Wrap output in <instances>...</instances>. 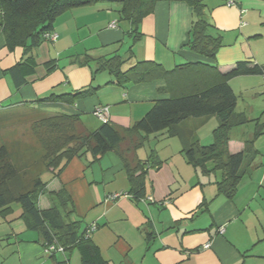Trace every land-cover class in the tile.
I'll return each instance as SVG.
<instances>
[{
	"label": "crops",
	"instance_id": "crops-1",
	"mask_svg": "<svg viewBox=\"0 0 264 264\" xmlns=\"http://www.w3.org/2000/svg\"><path fill=\"white\" fill-rule=\"evenodd\" d=\"M203 2L211 24L208 32L222 42L214 59L190 48L194 14L187 2L159 1L142 20V36L134 41L130 21H121L114 10L119 6L101 1L70 9L57 18L56 41L34 49L36 73L20 88L6 70L23 58V49H8L0 17V111L18 106L51 109L53 114L78 115L87 129L95 130L102 122L94 111L105 106L110 122L127 128L143 118L157 100L170 96L165 90L167 82L157 77L121 85L113 82L116 78L108 70L94 72L95 59L118 53L130 58L125 69L138 61L156 62L164 70L201 61L217 65L222 73L244 61L264 66V0H238L231 6L225 0ZM115 21L117 26L111 27ZM86 56L94 60L81 64ZM263 82V74H243L229 81L238 104L239 96L250 100L237 112L252 120L231 130L229 151L243 150L245 141L262 130L255 139L260 151L258 166L244 177L234 199L217 192L221 171L206 175L190 165L182 153L181 139L166 131L151 135L136 152L138 158L146 160L155 150L163 161L146 176V194L153 202L110 197L113 193L127 194L131 187L117 151L93 163L89 154L75 157L59 177L48 180V191L68 190L74 200L71 216L83 227L97 226L91 237L112 264H264V97L259 96L264 94ZM87 87L97 90L71 98L72 102L42 101L52 94L71 96ZM255 99L257 103L251 101ZM217 126V118L210 117L198 128V141L212 143ZM52 204L47 193L40 197L41 207ZM21 212L19 205L0 212V264H81L78 250L52 257L41 235L28 228ZM207 244L210 246L205 248Z\"/></svg>",
	"mask_w": 264,
	"mask_h": 264
},
{
	"label": "trees",
	"instance_id": "trees-1",
	"mask_svg": "<svg viewBox=\"0 0 264 264\" xmlns=\"http://www.w3.org/2000/svg\"><path fill=\"white\" fill-rule=\"evenodd\" d=\"M101 1L118 4L120 20L130 21V35L137 41L142 36L139 31L142 20L153 12L159 1L171 0H0L1 25L6 34L7 47L11 51L17 47L23 49V58L6 70L16 88L28 84L36 73L38 62L33 51L45 42H54L50 35L56 33L57 18L70 9ZM178 1L187 2L193 10L191 50L214 59L222 42L220 37L208 32L211 24L206 17L203 0ZM113 23L116 27V21ZM91 60L94 59L86 56L81 64H90ZM129 60L118 53L95 59L97 68L94 72L108 70L116 78L113 82L121 85L162 77L167 82L165 90L170 93L168 98L157 100L145 116L131 127L121 128L109 120L101 121L99 128L89 130L78 115L63 112L43 114L35 123L33 133L44 154L32 165V173L25 172L15 159L16 156L18 159L19 153L13 142H0V212L19 205L21 217L29 229L41 235L52 257L58 252L78 250L81 264H112L104 258L91 237L97 226L91 224L83 227L80 220L71 216L74 200L68 190L62 187L48 191L49 181L42 178L45 171H51L52 177H59L75 157L89 154L93 163L104 154L117 151L123 159L131 185L127 194L136 203L153 202L147 200L150 196L146 194V176L150 168H159L163 162L155 150L150 151L146 160L138 158L136 152L151 135L162 131L181 139L182 153L190 165L206 175L221 171V179L216 183L217 192L229 199L236 197L244 177L258 166L256 160L260 151L255 147V139L262 134L261 129L255 132L254 138L245 141L243 150L236 153L229 151L231 130L252 121L245 113L237 112L238 97L229 81L243 74L264 76V66L250 65L249 61H244L230 72L222 73L217 65L208 62L186 63L172 70H164L156 62L138 61L125 69ZM96 90L87 87L71 96L52 94L42 101H70L77 96L91 95ZM5 112L2 110L0 114ZM212 116L218 120V126L213 131L214 141L203 145L197 139V130ZM26 165L24 163L27 168ZM45 193L53 201L47 208L40 206V197ZM93 225L95 229L89 231ZM150 225L148 223V227ZM62 247L64 250H59ZM57 264L67 262L57 261Z\"/></svg>",
	"mask_w": 264,
	"mask_h": 264
},
{
	"label": "rangeland",
	"instance_id": "rangeland-1",
	"mask_svg": "<svg viewBox=\"0 0 264 264\" xmlns=\"http://www.w3.org/2000/svg\"><path fill=\"white\" fill-rule=\"evenodd\" d=\"M112 4L118 6L115 2ZM114 10H117V8L115 7ZM78 48L83 50L82 46ZM259 96L264 97V94ZM239 97L240 102L237 110L246 106L250 101L246 96ZM251 101L257 103L256 99ZM44 110L46 111L37 110L36 108L29 106H18L4 110L6 112L0 114V142L3 140L13 142L15 149L18 150L19 153L18 159L17 156L15 159L19 162V165L24 167L25 172L32 173V165L35 161L41 159L44 154L40 142L33 133L35 123L43 116V114H53L51 109ZM24 163L27 164V168L24 166ZM42 169L45 168L42 166ZM51 177L52 174L48 171H45L42 174L44 180H49Z\"/></svg>",
	"mask_w": 264,
	"mask_h": 264
},
{
	"label": "built area",
	"instance_id": "built-area-1",
	"mask_svg": "<svg viewBox=\"0 0 264 264\" xmlns=\"http://www.w3.org/2000/svg\"><path fill=\"white\" fill-rule=\"evenodd\" d=\"M225 2L228 4V5H236L238 0H225ZM111 27H115V23H112L111 24ZM58 37V34L57 33H54L52 35H50V38L53 40V41H56ZM263 87H264V82H263ZM94 114L103 122H108L110 120V114H109V108L108 107H105V106H100V107H97L94 111ZM121 196H128V194H122V193H114L112 194L110 197L111 198H118V197H121ZM149 201H153L152 197H148ZM142 201H146V199H142ZM95 229V225H93L89 231H93ZM210 245L207 244L205 245V248L209 247ZM59 250H64L63 247L60 248Z\"/></svg>",
	"mask_w": 264,
	"mask_h": 264
}]
</instances>
